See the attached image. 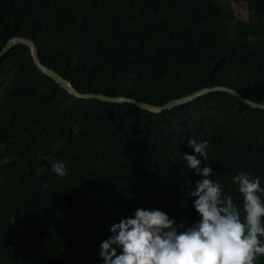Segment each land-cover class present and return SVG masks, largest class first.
<instances>
[{
    "label": "trees",
    "instance_id": "16d2710c",
    "mask_svg": "<svg viewBox=\"0 0 264 264\" xmlns=\"http://www.w3.org/2000/svg\"><path fill=\"white\" fill-rule=\"evenodd\" d=\"M245 3L250 19L227 0H0V52L32 41L81 95L162 106L223 86L264 104V0ZM189 138L209 141L203 162L243 215L232 177L264 187V110L221 91L159 114L78 99L17 45L0 60V264H99L110 225L138 207L191 224Z\"/></svg>",
    "mask_w": 264,
    "mask_h": 264
},
{
    "label": "clouds",
    "instance_id": "9594fccd",
    "mask_svg": "<svg viewBox=\"0 0 264 264\" xmlns=\"http://www.w3.org/2000/svg\"><path fill=\"white\" fill-rule=\"evenodd\" d=\"M187 144L195 154L185 153L183 159L201 176L190 193L198 219L178 223L159 208L138 207L110 225L111 235L98 248L99 264H257L264 255L260 177L245 171L232 177L242 194L241 215L223 184L212 178L213 167L203 162L209 141L189 138ZM50 168L60 177L67 174L63 160H52Z\"/></svg>",
    "mask_w": 264,
    "mask_h": 264
},
{
    "label": "water",
    "instance_id": "95a60500",
    "mask_svg": "<svg viewBox=\"0 0 264 264\" xmlns=\"http://www.w3.org/2000/svg\"><path fill=\"white\" fill-rule=\"evenodd\" d=\"M17 45L18 46L22 45V46L28 47L31 50V54H32L34 63L36 65V67L41 71V73L44 74L45 76L49 77L54 83H56L57 85H59L60 87H62L64 89H66L71 95H73L74 97H76L78 99L98 100V101H101L103 103L130 104V105L136 106L137 108L149 111L151 113L159 114V113H162L166 110H172L174 108H177V107L184 105L190 101H194L195 99H197V98H199L205 94L221 91V92H227V93L235 96L238 100H240L241 102H243L245 104H248L249 106H251L253 108H258V109L264 110V104L256 103V102L250 101L248 99H245L239 92H237L231 88L223 87V86L204 88V89H201V90H199L193 94L187 95L185 97L171 100L162 106H154V105H151V104H148L145 102H137V101H134L131 99H126V98H117L116 99V98H111V97H108L105 95H94V94L93 95H81L75 90V88L73 87V85L69 81L64 80L60 75L55 73L53 70L42 65V63L40 62V60L37 56L35 44L28 39H20L17 37L10 39L7 42V44L4 46L2 51L0 52V60L2 57L6 56L8 54V52L11 51Z\"/></svg>",
    "mask_w": 264,
    "mask_h": 264
},
{
    "label": "rangeland",
    "instance_id": "374dc122",
    "mask_svg": "<svg viewBox=\"0 0 264 264\" xmlns=\"http://www.w3.org/2000/svg\"><path fill=\"white\" fill-rule=\"evenodd\" d=\"M231 2V5L235 11L238 19H250V13L247 10L245 0H227ZM21 231L18 232V238L21 237Z\"/></svg>",
    "mask_w": 264,
    "mask_h": 264
}]
</instances>
